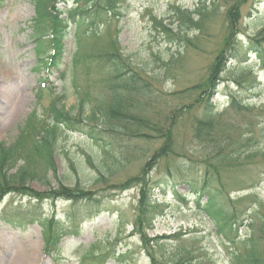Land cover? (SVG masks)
Masks as SVG:
<instances>
[{
	"label": "rangeland",
	"instance_id": "1",
	"mask_svg": "<svg viewBox=\"0 0 264 264\" xmlns=\"http://www.w3.org/2000/svg\"><path fill=\"white\" fill-rule=\"evenodd\" d=\"M75 1L69 0L66 6L60 5V10L74 8ZM174 5L194 14L203 5L211 12L204 23L205 31L200 35L198 32L191 34L194 39L192 48L179 50L177 46H169L172 41L161 29L160 24L173 31L178 29ZM117 6L116 15H108V25L100 24L97 27L98 34L105 41L104 49L116 37L121 54L142 72L148 83L142 88L146 95L136 99V111L146 120L142 125H148L146 129L138 127L139 135L149 137L114 134L106 125L92 122L89 125L101 138L99 142L91 141L83 133L59 131L53 159L57 178L66 186L80 184L85 189L95 191L97 203L72 204L60 200L53 207L48 201L38 208L39 213L45 216L55 211L56 219L63 220L65 214L72 213V218L81 221L59 240L60 258L45 251L42 228L37 224L20 232L0 222V243L4 246L11 243L12 250L21 244L26 247L37 243L42 254L41 264H81V256L88 248L94 246L99 252H104L111 244L115 253H124V258L122 262L120 259L109 260L107 264H152L151 258L157 260L158 264H185L190 261L198 264H231L233 257L230 253H236L237 246H233L226 237L214 233L208 219L195 210V195L191 194V190L199 191L207 186L208 192H218V204L229 212L239 213V221L244 225L250 223L249 219H255L261 210L264 216V42L261 43L263 59L258 57L254 47H250L257 43L256 40H262L264 34V0H240L237 4L236 0H202L201 3L198 0H120ZM233 7L240 14L237 28L241 46L238 47L237 57L227 61L221 72L223 80L210 99L211 104L215 105L212 113L223 112L231 95L254 105L251 119L245 122L252 125L248 127L253 132L251 141L241 151L246 155L252 151L262 153L239 161L240 166L227 167L222 163L217 164L218 158L211 147L201 149L202 146L191 140V122L202 117L201 106L184 114L183 121L177 122L173 115H177L174 113L176 109L195 104L200 96L199 91L195 93L190 89L209 78L216 58L224 50V40L228 38V33L225 34L229 29V16L226 13ZM34 16L33 0H0V143L7 147L15 143L33 110L43 120L50 122L47 110L56 98H59V107L63 106L71 113L77 112L69 65L62 78H56L55 74L49 77L54 84L51 96L44 93L38 102L34 97L37 84L46 76L44 70H36L38 62L32 29ZM169 38L172 39L171 36ZM63 45V61L66 64L75 51L72 24ZM178 51L182 55L181 63L166 71L165 64L171 56L176 58ZM102 86L103 83L95 86L93 97L103 91L102 95L106 98L107 84ZM200 99L204 100L205 97ZM97 102L94 101L92 105ZM173 124L176 127L172 129L173 135L168 145L166 139L159 138L155 129L166 133L174 127ZM166 148L173 154L160 157L149 171V181L156 185L152 194L157 208L152 225L145 229L144 237L137 220L138 184H131L125 192H120L118 187L132 178L141 177L142 167L147 161L153 160L157 152ZM245 154L241 157H245ZM19 165L21 162L11 173ZM38 170L39 167L36 173L41 177L42 173ZM101 176L105 180L102 181ZM53 178L48 172L49 185L34 179L26 186L42 193L50 187H57V181ZM205 199L201 193L198 199L201 204ZM35 202L30 203L20 193L8 195L0 205V214L19 206L27 209ZM97 212V217L84 220L88 213L91 216ZM181 229L186 233L177 236ZM250 234V229L246 227L237 231V237L241 239ZM261 245L264 252V245L260 242V248Z\"/></svg>",
	"mask_w": 264,
	"mask_h": 264
},
{
	"label": "trees",
	"instance_id": "2",
	"mask_svg": "<svg viewBox=\"0 0 264 264\" xmlns=\"http://www.w3.org/2000/svg\"><path fill=\"white\" fill-rule=\"evenodd\" d=\"M61 1L66 2L65 0ZM239 1L236 0V4ZM33 3L35 9L33 29L37 38L36 53L38 56H44L46 50L51 48V53L46 55V60H40V63L45 66L48 72L58 70L63 57L62 40L66 35L69 24L73 23L75 25L76 51L70 62L72 66L70 73L71 85L77 100L75 106L77 112L71 113L66 111L63 106L59 107L57 105L59 99L56 98L47 110L51 116L50 122L43 120L34 110L20 129L19 136L13 145L7 147L5 144L0 143V202L6 195L20 193V195L30 196L39 202L47 199L53 202L65 200L72 204L81 202L87 204L94 202L95 204L97 202L95 191L85 189L80 184L66 186L57 178L53 159L58 132H83L79 126L86 123V126L83 127L88 128V132H86L88 138L93 142H99L101 138H98L94 127L92 128L89 125L92 122L106 125L108 130L114 134L148 138L149 136L145 134L139 135L138 127L146 129L148 125H142L146 120L140 117L136 111L138 106L136 99L139 100V98L146 95L142 88L148 86V83L145 81L142 72L135 69L131 61L121 54L116 40H110L104 49L105 42L100 39L97 33V27L100 24L108 25L109 14L116 15L115 11L119 8L117 6L119 0H77L76 7L66 11L68 15L66 20L61 19L59 16L61 11L57 7L59 3L57 0H34ZM173 10L176 14L178 29L173 31L160 24L168 40L172 41L168 45L177 46L179 50L180 48L184 50L192 48L194 39L191 38V34L198 32L200 35L205 31L204 23L209 19L211 12L203 5L202 8H197L195 14L184 10L181 6L173 7ZM226 14L229 16V29L225 34L226 36L228 33V38L224 40V50L216 58V64L211 68L209 78L204 83L190 89L195 93L199 91L200 96L198 95L195 104L176 109L174 113L177 115H173V119L177 122L179 120L183 121L184 114H189L201 106L203 108L202 117L191 122V140L196 145L202 146L201 149L205 150L207 147H211L218 158V165L222 163L223 166L233 167L231 165L240 166L239 161L247 158L249 160L262 152L252 151L246 155L245 152L241 151L251 141L250 137L253 132L249 131L248 127H252V125L245 122L251 119L254 105L251 106L252 104L249 102L231 96L226 110L219 114L212 113L213 106L210 97L223 80L221 72L227 61L237 57L238 47L241 46L237 38V26L240 21L239 10L233 7ZM170 36L172 39L169 38ZM261 39L256 40L257 43H253L250 47H254L258 57L263 59L261 43L264 42V34ZM105 50L110 51L106 52ZM181 59L180 51L176 53V58L171 56V59L165 64L166 71L181 63ZM219 64H221L220 67ZM79 75L84 78V88L77 86L78 81H80ZM97 77H100V80H96ZM99 83H103L102 87L107 84L106 92L108 93L105 98L102 95L103 91H101L98 96H94L95 100L92 90H95V86ZM209 89L213 91L209 93ZM46 90L49 95H52V88ZM42 96L43 91L39 90L36 93L37 100L39 101ZM202 96L205 97L204 100L200 99ZM94 101L97 104L92 105ZM132 123L133 125H131ZM175 127L176 125L172 126L166 133L155 129V133L158 132L159 138L166 139L169 145L173 135L172 129ZM243 153L245 157H241ZM170 154H173V152L167 148L160 150L153 160L147 161L145 166L142 167L141 177L132 178L118 187L120 191H123L129 189L131 184H138L139 202L137 210L139 215L137 220L140 224V230H144L152 224L154 211L157 208L155 201L152 200L151 191L153 187L151 181H149V171L153 168V164H157L160 157ZM262 156L264 157V152ZM19 162H21V165L16 167L15 172L11 173V170ZM89 164L92 166L90 161ZM37 167H39V173H42L41 177L36 173ZM48 172L57 181L56 188L50 187L45 192L37 193L26 186L29 181L34 179L42 180L49 185ZM101 179L102 181L105 180L104 176H101ZM115 188L118 189L117 186ZM206 189L207 186H203L199 191L200 194L203 193L207 196V201L202 205L197 201V206L212 218L218 232L222 233L226 229L233 232L234 227L239 226L238 221L241 215L227 211L221 204H218L219 193L215 191L208 192ZM193 191H197V189L193 188ZM261 212L262 210L247 225L251 231V236L245 241L239 242L237 252L232 254L231 264H264L263 246L261 245L262 248H260V242L264 245V216ZM53 224L56 225L54 219H51L49 224L46 220L42 223L47 232L45 238L49 242H54L58 238L59 232H54L51 229ZM108 248L104 252H99L92 246L84 252L83 260L86 261V264H105L108 258H113L116 261L119 259L121 261L124 258V253L114 252L112 244ZM151 262L152 264H158L157 260L153 258H151ZM185 264L198 263L190 261Z\"/></svg>",
	"mask_w": 264,
	"mask_h": 264
},
{
	"label": "bare ground",
	"instance_id": "3",
	"mask_svg": "<svg viewBox=\"0 0 264 264\" xmlns=\"http://www.w3.org/2000/svg\"><path fill=\"white\" fill-rule=\"evenodd\" d=\"M42 254L39 253V245L31 243L26 247L18 245L11 249V243L6 246L0 243V264H41Z\"/></svg>",
	"mask_w": 264,
	"mask_h": 264
}]
</instances>
